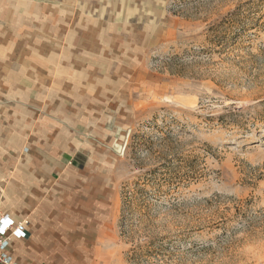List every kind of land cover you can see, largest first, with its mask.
Listing matches in <instances>:
<instances>
[{"label":"rangeland","instance_id":"obj_1","mask_svg":"<svg viewBox=\"0 0 264 264\" xmlns=\"http://www.w3.org/2000/svg\"><path fill=\"white\" fill-rule=\"evenodd\" d=\"M5 115L70 263L264 264V0H0Z\"/></svg>","mask_w":264,"mask_h":264},{"label":"crops","instance_id":"obj_2","mask_svg":"<svg viewBox=\"0 0 264 264\" xmlns=\"http://www.w3.org/2000/svg\"><path fill=\"white\" fill-rule=\"evenodd\" d=\"M12 135L9 134V118L5 115L0 120V213H8L16 222L28 219L29 225L27 236L11 239L6 251L14 264H72L70 261L75 260L77 255L72 253L71 237L66 241H62L61 237L77 232H68L71 223L69 219L58 214L50 217L43 212L45 204L36 208L39 198L37 189H42L45 185L43 181L36 179L31 160L21 162L12 171ZM84 155L83 151L75 153L65 164L62 153L59 161L55 160L54 165L47 166L46 180L51 182L56 179V173L61 174L66 166L70 169L81 167L79 160ZM43 156L39 155L34 162L43 163Z\"/></svg>","mask_w":264,"mask_h":264},{"label":"built area","instance_id":"obj_3","mask_svg":"<svg viewBox=\"0 0 264 264\" xmlns=\"http://www.w3.org/2000/svg\"><path fill=\"white\" fill-rule=\"evenodd\" d=\"M29 220H12L8 213H0V264H14L6 249L13 238H24L27 236Z\"/></svg>","mask_w":264,"mask_h":264},{"label":"trees","instance_id":"obj_4","mask_svg":"<svg viewBox=\"0 0 264 264\" xmlns=\"http://www.w3.org/2000/svg\"><path fill=\"white\" fill-rule=\"evenodd\" d=\"M163 240V239H162ZM156 239H149L146 242H140L136 245V247L133 248V255L132 259L136 262L142 261L146 256L149 255V252H151L150 245H154Z\"/></svg>","mask_w":264,"mask_h":264}]
</instances>
